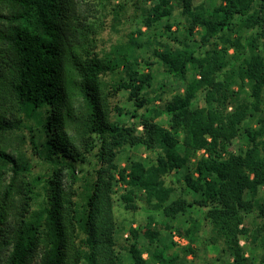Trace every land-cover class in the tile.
I'll use <instances>...</instances> for the list:
<instances>
[{
    "label": "trees",
    "instance_id": "1",
    "mask_svg": "<svg viewBox=\"0 0 264 264\" xmlns=\"http://www.w3.org/2000/svg\"><path fill=\"white\" fill-rule=\"evenodd\" d=\"M147 1L153 2L136 6L148 29L176 9L174 0L145 7ZM175 1L188 35L197 34L200 44L158 42L153 55L184 84L183 92L166 98L152 91L151 69L140 70L154 63L137 54L144 46L135 34L101 52L86 0H0V264H124L115 237L118 184L126 187L120 199L127 210L136 208L137 193L169 220L203 209L210 242L221 243L233 264H256L241 237H251L248 214L264 219V0H220L211 11L196 0ZM125 9H112L114 21ZM116 73L110 95L129 90L134 108L126 115L133 123L110 120L101 77ZM200 96L202 107L195 105ZM115 111L124 114V108ZM23 112L40 119L41 142L29 137L50 166L40 176L27 156L8 150L24 131ZM164 115L167 126L158 122ZM240 136L245 147L231 152ZM125 147H144L156 157L122 167ZM92 155L97 168L80 194L78 167ZM172 173L182 174L192 201L173 199ZM155 222L147 217L148 234ZM131 234L132 264H148ZM253 239L264 248V225ZM152 256L170 264L161 252ZM257 264H264V252Z\"/></svg>",
    "mask_w": 264,
    "mask_h": 264
},
{
    "label": "rangeland",
    "instance_id": "2",
    "mask_svg": "<svg viewBox=\"0 0 264 264\" xmlns=\"http://www.w3.org/2000/svg\"><path fill=\"white\" fill-rule=\"evenodd\" d=\"M91 4L90 9L93 11L89 18V23L92 24L96 31L99 33V49L101 52H107L116 45H125L128 43L130 34H135L138 41L144 46L137 54L147 62L154 63L153 66L147 67L142 63L141 71L148 72L149 68L154 76L152 91L156 93H164L166 98H171L175 93L184 91V84L172 76H168L164 66L153 55V50L159 48L158 42H169L176 39L179 42L191 47L197 48L200 44V38L189 36L186 31V22L180 15V10L174 0L172 4L176 7L173 15L170 18L164 19L152 29H148L143 24V16L141 11L137 8L139 0H86ZM159 0L144 2L145 7H149ZM262 0H258L261 3ZM197 4L204 3L208 10H212L220 3V0H196ZM264 3V2H262ZM100 4V5H98ZM98 5V6H97ZM106 5V7L104 6ZM119 5L125 6V11L121 13L118 20L114 21L112 9L117 8ZM95 6H97L95 8ZM97 10V12L94 10ZM91 11V12H92ZM167 24L171 29H167ZM138 31L142 35L137 34ZM178 45V43H175ZM233 53V51H231ZM121 74L104 75L101 77L103 82V92L106 97L107 106L110 109V120L121 121L125 123H133L126 112L133 110L134 106L128 100L129 90H122L117 95H110L112 88L110 85L114 80H119ZM160 106L161 103H155ZM196 106H204V99L202 96L195 102ZM115 107L124 108V114L119 115L115 111ZM45 111V108L40 111V114ZM40 119L35 117L29 118L23 112V125L24 131L14 135L8 146V150L23 154L31 161L33 168V175L40 176L46 174L50 166L42 161L35 154L32 145L29 143L31 135H37L36 139L40 143ZM158 122L167 126L168 117L166 115L158 119ZM255 124V122H252ZM141 130V128H140ZM23 137L26 142L23 143ZM245 137L240 136L235 139L230 145L229 150L237 153L245 147ZM201 154V153H200ZM156 157V153L146 150L144 147H125L119 157V162L122 167H125L132 160H140L148 162ZM96 158L92 155L89 157L88 162L78 167L79 177L84 179L77 182L74 188L78 193L83 194L87 180H91L94 175L96 167ZM87 179V180H86ZM167 184L173 186L176 190L173 199L182 197L192 201L193 195L185 188L182 174L172 173L167 177ZM126 187L118 184L116 187L117 194L115 195L114 214L117 222L116 239L118 242V251L123 259L124 264H132V260L128 253L129 244L133 241L131 234L135 232L139 248L143 251L144 258L148 264H159L152 256L161 252L165 261L170 264H233L234 259L228 252L223 251V245L212 244L211 225L204 219V210L193 208L185 216H179L175 220H169L162 216L159 212H154L151 205L147 202L143 193H137L136 208L127 210L120 197L125 193ZM261 196H264V187L260 191ZM80 201V199H78ZM153 215L155 217V229L151 234L146 231L147 217ZM246 226L250 231L251 237L242 236L241 245L244 248L246 257L258 263L264 248L261 242L255 243L253 235L264 225V219L258 217L257 214L251 213L246 217ZM175 235L180 236L185 241L183 244H177L174 240ZM189 248L192 251H187Z\"/></svg>",
    "mask_w": 264,
    "mask_h": 264
},
{
    "label": "built area",
    "instance_id": "3",
    "mask_svg": "<svg viewBox=\"0 0 264 264\" xmlns=\"http://www.w3.org/2000/svg\"><path fill=\"white\" fill-rule=\"evenodd\" d=\"M174 240H175V242L177 243V244H183L184 243V239L183 238H181L180 236H178V235H175V237H174Z\"/></svg>",
    "mask_w": 264,
    "mask_h": 264
}]
</instances>
